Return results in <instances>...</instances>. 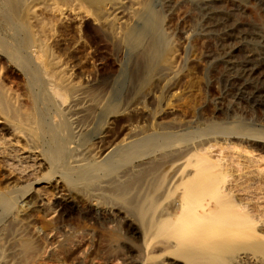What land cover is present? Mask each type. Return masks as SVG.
Returning <instances> with one entry per match:
<instances>
[{
	"label": "bare ground",
	"instance_id": "obj_1",
	"mask_svg": "<svg viewBox=\"0 0 264 264\" xmlns=\"http://www.w3.org/2000/svg\"><path fill=\"white\" fill-rule=\"evenodd\" d=\"M72 2L91 7L99 31L118 46L129 48L130 69L126 75L123 74L124 78L120 76L129 85L128 89L133 90L131 102L162 100L180 81V75L176 73L179 47L164 28L165 14L152 9V0H0V66L4 57L15 62L24 74L27 90L24 101H19L0 84L2 262L35 263L33 241L23 236L18 226L34 209L44 210V200L53 198L50 188L70 201L76 196V190L92 191L103 181L101 179L112 183L120 174L129 171L135 158L148 156L152 163L150 175L147 172V176H132L135 181L121 183L115 194L118 201L126 204L136 216L141 244L132 251L136 254L133 262L112 264H264L263 183L257 192L247 194L244 201H233L230 195L235 190L236 185L233 184L237 178H233L234 183L228 187L222 186L220 180L224 178L220 179V176L223 177L220 169L214 168L215 165L206 155L197 156L191 169L186 170L185 165L181 168L170 161L164 167V162L171 155L191 148L195 135L216 133L245 137L247 134L258 139L264 137V130L252 129L234 121L226 122L228 124L223 126H219V123L215 127L203 129L204 126L203 130L189 129L175 134L162 128L163 125L161 130H136L133 137L125 139L123 136L124 140L97 146L99 155L94 156L92 152L96 147H93L94 142L90 138L101 130L107 117L119 110V92L117 89L113 92L116 85L111 86V97L103 106L99 107L100 104L94 102V105L87 107L84 86L81 88L83 84L79 85L81 81L78 84L72 82L67 67L58 62L60 59L53 60L51 46L65 41H61L57 33L63 24L52 15L62 9L58 5L68 6ZM124 9L132 22H127L126 18L117 21L120 16H117V11ZM47 24L46 30L51 33L48 36L45 31L48 37L45 34L41 37ZM72 27L77 28L74 24ZM63 61L60 62L66 63ZM104 86L105 82L100 81L91 89L95 91ZM171 93L173 91L170 96ZM89 111L96 113L95 120L93 126L84 132L82 122ZM145 126L142 127H148ZM210 128L213 130L210 131ZM98 135V141L102 144L103 135ZM183 143L185 149L177 147ZM187 149L185 152L188 153ZM175 156L176 160L183 155ZM262 169L259 170L260 174ZM151 173L154 175L151 176ZM47 215L42 220L49 227L55 216L51 212H47ZM43 224L33 223L32 233L51 235L54 244L44 254L54 255V245L65 242L64 238L46 231Z\"/></svg>",
	"mask_w": 264,
	"mask_h": 264
},
{
	"label": "rangeland",
	"instance_id": "obj_2",
	"mask_svg": "<svg viewBox=\"0 0 264 264\" xmlns=\"http://www.w3.org/2000/svg\"><path fill=\"white\" fill-rule=\"evenodd\" d=\"M59 6L62 9L56 10L52 16L61 20L65 32L61 28L57 33L60 34L61 41L65 42L51 46L53 60L66 61L58 62L69 69L66 68V71L72 82L78 84L81 81L79 85L83 84L81 88L84 86L87 107L94 105V102L100 104L99 107L103 106L111 97L114 85L116 86L113 92L115 89L119 92V110L111 114L110 118H106L105 124L103 123L98 131L101 132L99 135L95 132L90 138L94 142L93 144L90 141L93 147H96L92 152L94 156L99 155L96 152L97 146L121 141L124 137H133L139 130L150 132L164 128L180 134L189 129L200 130L204 126L203 129H206L218 126L219 123V126H223L234 121L242 122L252 129L264 130V0H152V9L165 14L164 28L179 47L176 73L180 75V81L172 90L171 96L172 91L166 93L162 100L143 99L133 102L130 100L133 90L128 89L129 85L122 79L123 74L126 75L130 69L129 48L125 45L118 46L114 40L99 31L98 24H95L94 11L88 5L72 2L68 6L58 5V8ZM118 15L120 16L117 21L126 18L127 22H132L126 14V9L117 11ZM72 24L77 28H73ZM46 26L49 25H45L41 37L45 31L48 36L51 33L47 32ZM1 62L3 66H0V84L10 91L14 98L24 101L27 90L23 72L15 62L5 57ZM117 78L121 82L117 81ZM100 81L105 82V86L92 90L91 86ZM122 82H125L124 85ZM90 112L82 122L83 131L93 126L96 113ZM212 130L213 128H210V131ZM96 134L103 135L102 144ZM257 138L247 134L245 137L216 133L195 135L193 142L190 141L191 148H186L191 152H185V143L178 144L177 147L185 151L171 155V158L164 162V167L173 162L181 168L185 165L186 170L191 169L197 156L206 155L212 165H215L214 168L220 169L219 173L223 176L219 175L220 179L224 178L220 180L222 186L228 187L234 183L233 178H237L233 184L236 185L235 190L230 196L233 201L243 200L247 194L257 192L262 183L264 184V137ZM177 155L183 156L175 160L174 156L178 157ZM150 163L148 156L135 158L131 163L132 168L120 174L116 178L118 181L115 179L112 182L114 185L106 179H101L103 181L92 191L76 190V196L70 201L58 196L60 193L50 188L49 192H52L53 198L44 200V210L34 209L35 211L23 218L18 226L20 233L33 241L36 252L34 264L133 262L136 254L132 251L141 244V234L137 231L138 220L126 204L118 201L115 194L119 191L121 183L135 181L132 176H147L151 170ZM261 167L263 169L260 174ZM154 174L151 173V176ZM47 212L55 216L53 224L49 227L45 226L42 220L48 216ZM33 223L43 224L46 231L64 238L65 242L60 243L63 245H54V255L44 254L45 250L54 244L52 236L33 234ZM0 259V264H4L3 258Z\"/></svg>",
	"mask_w": 264,
	"mask_h": 264
}]
</instances>
